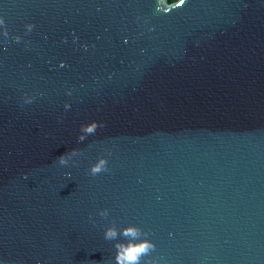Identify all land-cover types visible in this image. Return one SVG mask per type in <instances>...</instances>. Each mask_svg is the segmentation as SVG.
<instances>
[{"label": "water", "instance_id": "water-1", "mask_svg": "<svg viewBox=\"0 0 264 264\" xmlns=\"http://www.w3.org/2000/svg\"><path fill=\"white\" fill-rule=\"evenodd\" d=\"M157 2L0 0V264H264V0Z\"/></svg>", "mask_w": 264, "mask_h": 264}, {"label": "clouds", "instance_id": "clouds-1", "mask_svg": "<svg viewBox=\"0 0 264 264\" xmlns=\"http://www.w3.org/2000/svg\"><path fill=\"white\" fill-rule=\"evenodd\" d=\"M185 3V0H179L178 3H172L169 0L168 7H163L159 3V0L157 2V11H164L167 13L169 9L174 7H179ZM5 21L0 18V26H4ZM33 28L32 24H26L25 29L27 32H31ZM3 36L5 38L8 37V31L6 26L3 29ZM13 40L19 42L21 40L20 36H14ZM61 67H63V64H61ZM70 94V93H69ZM25 103H31L32 97L25 96L24 98ZM70 106L65 103L64 108L68 109ZM103 123H97V121L93 120L91 122H88L86 124H81L79 129V135L77 137L78 141L83 142L87 136L92 135L95 133L96 129L98 127H103ZM78 155L77 149H71L67 153L59 156L57 158V162L60 165H67L71 157ZM75 163V161H73ZM107 160L104 157H98L96 162L91 164L89 167V173L93 176L101 173V172H107ZM98 215L100 217H107L108 216V210L102 209L98 212ZM147 233H144L141 231L140 228L136 226H127L120 229L119 233L115 229V227L108 226L104 229L103 237L105 240L108 241H115L114 243V262L115 264H141V260L143 257L148 256V254L154 250V244L150 242L148 239H142V236H146ZM118 237H123L124 241L118 240ZM152 264H155L153 261Z\"/></svg>", "mask_w": 264, "mask_h": 264}, {"label": "trees", "instance_id": "trees-1", "mask_svg": "<svg viewBox=\"0 0 264 264\" xmlns=\"http://www.w3.org/2000/svg\"><path fill=\"white\" fill-rule=\"evenodd\" d=\"M167 1L169 2V0H167ZM171 1H174V0H170V2H171Z\"/></svg>", "mask_w": 264, "mask_h": 264}]
</instances>
